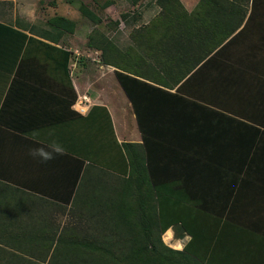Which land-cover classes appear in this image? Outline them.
Masks as SVG:
<instances>
[{
  "label": "crops",
  "instance_id": "0c3cea01",
  "mask_svg": "<svg viewBox=\"0 0 264 264\" xmlns=\"http://www.w3.org/2000/svg\"><path fill=\"white\" fill-rule=\"evenodd\" d=\"M179 1L192 27L197 23L207 37L199 41V48L211 49L205 56L197 61L192 50L182 65L156 67L151 77L125 73L139 80L121 79L110 65L107 93L78 92L71 103L64 46L69 32L61 30L53 42L36 34L48 27L30 32L33 18L22 21L0 7V181L9 160L10 180L26 194L7 201L0 184V247L34 264H52L50 255L55 264H127L136 250L132 241L149 235L134 231L138 221L131 215L109 209L118 201L90 199L97 174L84 169L100 153V159L123 167L111 171L116 178L108 179L110 188L128 194L134 187L117 146L130 142L143 152L158 205L164 202L155 206L167 246L159 250L176 259L172 264H193L200 257L202 264H217L223 242L236 238L264 256V0ZM100 115L109 119L110 132L98 131ZM77 116L84 167L74 178L75 185L83 183L74 201L62 163L29 156V148L39 145L21 131L62 142ZM222 230L226 234L219 238ZM43 255L44 261L36 258ZM63 255L77 262L58 258Z\"/></svg>",
  "mask_w": 264,
  "mask_h": 264
},
{
  "label": "trees",
  "instance_id": "16d2710c",
  "mask_svg": "<svg viewBox=\"0 0 264 264\" xmlns=\"http://www.w3.org/2000/svg\"><path fill=\"white\" fill-rule=\"evenodd\" d=\"M148 1L154 2L160 9L158 13L147 21V23L135 27V29L128 32L130 43L126 46L115 43L113 39L99 32L95 27H93L90 34H88L87 41L89 45L100 51L99 62L114 66V73L122 77L121 79L124 77L127 79L139 80L130 75L127 76L125 73L128 72L139 76L145 75L151 77L150 73H156V67L163 69L166 65L170 67V65L175 62L182 65L185 58H188L192 50L195 51L193 57H195L197 61L211 50L205 47L199 48V41L203 36L205 38L207 37L203 32L199 33L196 25L197 23L192 27L190 13L182 6L179 0H147V2ZM78 8L91 20L100 21V18L84 4L80 3ZM47 25L48 28L36 30V34L54 42L56 40V35L59 34L61 30H67L68 32L72 31L74 21L64 16L56 15L48 19ZM27 27L29 31H33L34 29L33 24L27 25ZM218 40L216 39L215 42H218ZM214 46L215 45H212V48ZM196 48L199 50V53ZM67 52L66 54H69ZM185 66V71L187 72L190 64ZM135 145L137 146L138 144L130 142L118 143V150H122L124 153H122L123 158L125 157L128 161L129 169L127 179L133 184L134 189L129 191L128 194H126L124 190L123 192L119 190L114 192L109 186L112 183H109L110 181L107 177H104V182L106 183L102 185V189L99 190V192L97 189L94 192L90 191V199L93 200L98 198L104 201L105 199L108 201H118V206H112L109 209L112 210V212L116 211L118 215H131L138 221V223L134 225V231L149 235V238L132 241L136 250L129 255V257H126L125 263L172 264L176 259L159 250V248L167 247L165 245L163 246L160 238L161 231L164 230L165 226L159 223L157 219L155 192L150 186L142 185L143 174H141V169H143L144 166L145 171L146 165L143 152ZM0 184L4 183L0 181ZM116 185L119 186V184ZM77 188L79 190V184H77ZM93 188H95V186ZM75 194L72 199L74 201L78 199V194L77 196ZM38 198L41 197L38 196ZM13 199L16 200V197H13ZM6 200L11 201L12 199H7L6 197ZM124 205H127V208H123ZM59 239L60 237L54 240L53 248L60 243ZM71 242L74 243V240ZM141 251H143L142 255L140 254ZM36 258L41 259V261L46 259L45 255ZM58 258L65 262H77L76 257L63 255ZM48 261L49 263L55 264L52 255L48 257ZM215 261L219 263L221 259L215 258ZM192 262L193 264H202L199 258H192ZM29 263L34 264V261L29 262V259L26 257L16 256L11 250L0 247V264Z\"/></svg>",
  "mask_w": 264,
  "mask_h": 264
},
{
  "label": "rangeland",
  "instance_id": "374dc122",
  "mask_svg": "<svg viewBox=\"0 0 264 264\" xmlns=\"http://www.w3.org/2000/svg\"><path fill=\"white\" fill-rule=\"evenodd\" d=\"M15 4L13 11L12 5ZM84 4L91 11H93L97 17L100 18V21L91 20L88 16L83 14L79 8V4ZM0 7H3L12 16L15 14L18 19L25 21V17L33 18V25L40 27H48V19L55 17L56 15L63 14L69 17L74 21L73 29L67 35L65 39V45L69 47V72L72 76V79H69L70 87V98L69 102L71 103L72 99L77 95L78 92L87 91L89 95L92 96L93 90L99 88L101 93H107L109 91V79L108 75L111 73L109 70L112 68L108 64H102L99 62V50L91 47L88 43V34H90L93 27L104 35L113 39L115 43H118L121 46H126L130 42V37L128 32L135 27L141 26L142 24L147 23V21L159 11V7L154 3L147 0H0ZM27 23V21H26ZM101 64V65H99ZM92 107H103L101 105H95ZM102 123L100 126L97 125L99 132H110L111 125L108 118L102 117ZM75 123H72L70 120L68 133L69 136L67 140L63 139L62 142H59L58 139L54 141L59 142L66 150L67 155L56 156L57 161L53 162L54 166L61 165L66 169L71 181L69 187L73 189L72 192L79 196L81 187L83 183H80L79 190L77 184L74 183L75 175L78 171V168H83L84 165L80 157L83 152L77 150L76 143V130L78 127V116L74 119ZM98 124V123H97ZM3 132L7 131V127H4ZM64 130H67L64 128ZM12 131V129L10 130ZM29 131L22 129V134H29ZM74 134V135H73ZM73 136V137H72ZM72 139V140H70ZM53 141L50 137L46 139L45 142ZM101 143H105L102 142ZM109 145H114L113 141L110 140L106 142ZM46 146V145H45ZM107 146V147H108ZM107 147H103L106 150ZM118 148V146H117ZM105 152V151H104ZM88 157H92L96 153L90 152L87 153ZM99 159H96L95 164H86L84 171H95L97 174L94 180L91 182V185L95 186L93 190L99 192L102 189V185L105 178L114 179L116 174H113L115 168L122 169L121 166H113L106 159H100V153H97ZM50 162V161H49ZM143 164V162H142ZM10 161L6 162V166L3 167L2 171L5 174V181L2 180L4 184H1L4 189V193L7 199H13L15 195H26L21 193L18 187L13 185L10 176ZM147 169V168H146ZM146 169L144 171L141 169L142 176V185L150 186L155 192V206L157 208L163 204L160 200V205L158 195L154 189V186L151 185L149 177L147 175ZM112 175V176H110ZM140 178V177H139ZM103 182V184H102ZM118 184V183H117ZM1 186V187H2ZM90 193L88 194V196ZM87 196V197H88ZM157 219L159 221L160 214L157 209ZM226 231H223L219 234V238H224ZM249 236L251 233H245ZM221 243L219 242L218 245ZM223 254L221 256H215L218 259H221L220 264H264V256L260 252L249 245V241H240L239 238H236L233 242L224 241L221 248ZM203 257L199 258V261H203ZM217 263V264H219Z\"/></svg>",
  "mask_w": 264,
  "mask_h": 264
},
{
  "label": "clouds",
  "instance_id": "9594fccd",
  "mask_svg": "<svg viewBox=\"0 0 264 264\" xmlns=\"http://www.w3.org/2000/svg\"><path fill=\"white\" fill-rule=\"evenodd\" d=\"M40 133L33 131L30 134H25L24 138L31 140L34 144L39 145L37 147H30L28 155L33 159H38L41 163H47L48 161L55 159L56 156L67 155V150L57 141L45 142L39 139ZM46 144V146H45Z\"/></svg>",
  "mask_w": 264,
  "mask_h": 264
}]
</instances>
